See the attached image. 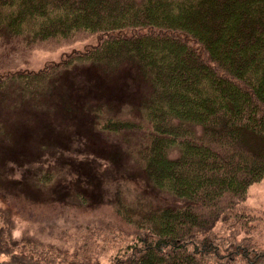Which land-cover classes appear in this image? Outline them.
<instances>
[{
  "label": "trees",
  "instance_id": "1",
  "mask_svg": "<svg viewBox=\"0 0 264 264\" xmlns=\"http://www.w3.org/2000/svg\"><path fill=\"white\" fill-rule=\"evenodd\" d=\"M79 38L95 42L37 75L16 66ZM9 97L62 119L42 124L60 144L31 160L0 120V264H264L243 232L247 204L264 209L250 199L264 183V0H0ZM40 201L55 220L22 207ZM91 204L113 215L70 228L64 208ZM15 215L38 232L16 235Z\"/></svg>",
  "mask_w": 264,
  "mask_h": 264
},
{
  "label": "rangeland",
  "instance_id": "2",
  "mask_svg": "<svg viewBox=\"0 0 264 264\" xmlns=\"http://www.w3.org/2000/svg\"><path fill=\"white\" fill-rule=\"evenodd\" d=\"M150 37V36H149ZM155 37V36H154ZM94 39H88L87 41H83V45L81 44L82 38H79L78 41L71 43L66 47H61L59 49H53L50 45L46 43L42 44H35L34 47L28 51L23 53L17 58L16 66L19 70L33 73L37 75L38 71L44 69L45 67L56 65L60 63V60L67 55L73 49H81L85 47L89 42ZM150 41H158L154 38L149 39ZM95 42V40H94ZM93 42V43H94ZM40 73V72H39ZM54 102H34L31 99L21 100L14 97L6 98L4 101H0V120L5 122L6 128L11 132L12 136L15 140H20L19 144L26 143L21 151L26 153V160H31L32 158L36 157L37 153L39 152L41 144H44V150L47 151L48 154L54 150L60 143L58 140H53L52 142L48 141V135L52 134L56 137L58 134L54 133L52 130L43 127L42 124L46 120L52 119H62L61 110L57 111L54 108ZM105 116V115H104ZM126 118L129 116H125ZM67 122L66 124H71V121L63 120ZM146 127V125L143 123ZM147 129V128H146ZM123 135L118 132L112 135V140H118L121 146L125 147V142L122 140ZM133 155L129 156L128 162H132ZM14 176H19V171H14ZM58 181V177H54L49 185H55ZM127 187V186H126ZM10 189L4 182L0 181V190L1 189ZM47 189H50L46 186ZM250 199L255 200L258 194H264V183L258 182L252 184L250 187ZM263 193V194H262ZM134 194V193H131ZM1 196V195H0ZM104 201V200H103ZM41 201L38 203H24L22 206L24 210L27 212L33 211L35 214H42L38 217L39 222L44 224L49 222V218L54 219L52 212L48 213V210H53L54 213L60 210V206H49V204L45 201H42L43 205H40ZM17 205V203H15ZM247 212L250 213L246 216V220L248 221L243 229V232L246 236H251L254 244H256L259 248H264V209H260L257 203L249 202ZM1 206V203H0ZM27 206V207H26ZM98 206V207H96ZM16 207V206H15ZM21 207V206H20ZM96 207V208H95ZM65 211L68 213V226L71 228V221H76L83 224V227L78 229L77 231L80 232L83 229H88L92 223H98L100 219H104L105 217L113 215L111 209L108 206L102 205H92L87 208L86 212H77L76 210H70L64 208ZM13 212V211H12ZM46 212V214H44ZM49 214V217L47 216ZM35 216V215H33ZM79 218L72 219V218ZM15 219L13 222L15 224V234L20 235L22 231L27 230L29 233H37L39 223L31 221H24L15 215ZM37 219V220H38ZM89 221L87 224H84L83 221ZM55 220V219H54ZM58 224L61 223L60 220L57 221ZM1 226V224H0ZM222 224L219 223L215 232L219 235H224L225 231L220 230ZM73 230L70 229V233ZM217 231V232H216ZM61 234L62 231L60 230ZM60 236V234H59ZM63 239L68 240L69 235L65 233L63 235ZM77 242V241H75ZM136 241L132 245L135 244ZM132 245H128L127 248L131 247ZM220 256V253H219Z\"/></svg>",
  "mask_w": 264,
  "mask_h": 264
}]
</instances>
